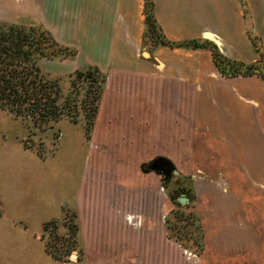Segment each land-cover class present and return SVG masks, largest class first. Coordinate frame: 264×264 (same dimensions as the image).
I'll use <instances>...</instances> for the list:
<instances>
[{"label":"crops","instance_id":"crops-1","mask_svg":"<svg viewBox=\"0 0 264 264\" xmlns=\"http://www.w3.org/2000/svg\"><path fill=\"white\" fill-rule=\"evenodd\" d=\"M144 2L0 0V21L42 24L78 50L41 58L47 76L88 64L107 74L91 138L80 123L59 124L58 141L67 122L84 131L75 178L59 172L52 192L49 162L22 142L30 160L13 174L21 192L16 184L10 199L33 217L12 234L29 237V264H65L46 249L44 224L67 209L79 224L75 264H264V77L223 75L209 48L148 50ZM154 14L168 40H210L245 63L264 52V0H154ZM157 158L192 176L205 233L199 257L168 236L164 177L143 169Z\"/></svg>","mask_w":264,"mask_h":264},{"label":"trees","instance_id":"trees-1","mask_svg":"<svg viewBox=\"0 0 264 264\" xmlns=\"http://www.w3.org/2000/svg\"><path fill=\"white\" fill-rule=\"evenodd\" d=\"M241 2L245 6V0H241ZM144 14L146 28L143 34V44L148 50L163 45L209 48L213 53L217 68L223 75L257 74L264 77L257 61L245 63L233 59L224 54L218 45L210 40L199 38L184 41L168 40L155 17L154 0H145ZM245 14L248 15L247 8H245ZM250 34L257 51L259 49L258 38L252 34L251 30ZM77 52L75 47L60 43L52 32L42 24L24 25L0 21V108L21 118L28 127H33V134L52 132L55 141H58L61 136L59 124L69 120L74 123L81 122L86 138L90 139L105 89L107 74L92 64L83 65L70 73L68 76L73 77L72 84L74 86L75 81L89 84L82 100L83 107L79 105L78 99L71 107L70 103L62 100L63 96L57 86L58 83L47 79L48 76L39 64L41 58H73ZM90 94H93L92 97ZM84 104H88V106ZM79 106L81 112L78 109ZM77 114L82 116L81 120ZM24 144L29 147L36 146L30 139L25 138ZM159 161L170 166V171L167 173L171 175V179L177 176L190 182L187 189L182 188L180 192L172 194L166 188L167 173L159 171L164 177V189L174 204L172 210L165 216L168 236L185 251L199 257L204 250L205 233L192 177L181 175L174 167L171 168L170 162L165 158H157L152 162L145 163L143 169L152 170V165ZM182 196L187 197L188 201L181 203L179 198ZM54 222L56 221H47L44 224V229L46 230ZM64 225L67 229L64 241L70 242V246L67 248L63 245L58 249L57 247L52 248L46 243V249L54 258L66 262L65 257H69L72 251L80 245L78 240L79 224L75 211H73V223L69 225L64 222ZM79 251L82 249L80 248Z\"/></svg>","mask_w":264,"mask_h":264},{"label":"rangeland","instance_id":"rangeland-1","mask_svg":"<svg viewBox=\"0 0 264 264\" xmlns=\"http://www.w3.org/2000/svg\"><path fill=\"white\" fill-rule=\"evenodd\" d=\"M257 63L260 71L264 74V52L259 57ZM46 78L58 83L57 86L61 90L63 101H66L68 104L70 103L71 107H73L74 102L78 99L79 105L83 107L82 100L89 84L86 82L75 81L76 83L74 86L72 84L73 77L69 76H48ZM52 84L54 85V83ZM90 95L92 97L93 94ZM84 105L88 106V104ZM80 106L78 109L81 112ZM77 116L80 120L82 119L80 114H77ZM67 123L68 124H65L63 129L64 137L60 139V141H55V137L52 132H48L46 134H33V127H28L27 123L21 118L16 117L12 113L0 108V188L3 190V193L1 194L2 198L0 199V264H29L30 261V258L27 256L29 237L26 234H22V236H14L12 234V229L18 228V226L13 224L16 221H18V223H23L24 221L25 223L27 219H31L33 217V212L25 209H14L16 204H14V202L10 199V196L13 195V189L16 184L21 192L18 180H13L12 178L13 174L17 172V168H23L22 165L24 164V160H30L27 156H30L31 154H29V152L22 147L24 138L30 139L32 143H35L36 146L33 147L37 150L40 148V153L48 160H45V162H49L51 167L52 192L54 188L53 183L58 182L59 180V172H66L67 176L72 174L74 178L80 172L84 153L81 148L82 145L80 141H86L84 131L80 126H76L70 122ZM78 123L82 125L81 122ZM23 173L25 174L26 172ZM184 176L192 177L191 175ZM20 178L21 175L19 179ZM23 181H25V179H23ZM75 184L76 181L70 178L67 183V188L70 186L74 187ZM189 185V181L176 176L172 179H167L166 188L167 191L169 190L172 194H175L180 192L182 188L187 189ZM27 189L21 194H24ZM171 206H174L173 202ZM199 213L201 215L200 208ZM55 221L56 222L50 224V226L45 230V243H48L52 248L57 247L59 249L63 247V245L68 248V246H70V242L67 243L64 241L67 229L63 226V224L64 222L69 225L73 223V211H65L62 214V217ZM72 254L81 255L78 248H75V250L72 251ZM71 255L69 257H65V264L76 263V258Z\"/></svg>","mask_w":264,"mask_h":264},{"label":"water","instance_id":"water-1","mask_svg":"<svg viewBox=\"0 0 264 264\" xmlns=\"http://www.w3.org/2000/svg\"><path fill=\"white\" fill-rule=\"evenodd\" d=\"M147 54H148V53L145 52V55H147ZM155 162H156V161H155ZM152 169H156L157 171H161V172H163V173H167L168 171H170V169L167 171V170H165L164 168H160V167H158V166L156 165V163L152 165ZM179 201H180L181 203H185V202L188 201V198L182 196V197L179 198ZM71 256H73V257H75V258L77 257L76 254H72Z\"/></svg>","mask_w":264,"mask_h":264},{"label":"flooded vegetation","instance_id":"flooded-vegetation-1","mask_svg":"<svg viewBox=\"0 0 264 264\" xmlns=\"http://www.w3.org/2000/svg\"><path fill=\"white\" fill-rule=\"evenodd\" d=\"M156 164H157L158 167H160V168H164V169L167 170V171H168V169H170L169 166H168V164H166V163H164V162L162 163L161 161H159V162H157ZM166 177H167V179H169V178L171 177V175L167 173ZM166 177H165V178H166Z\"/></svg>","mask_w":264,"mask_h":264}]
</instances>
